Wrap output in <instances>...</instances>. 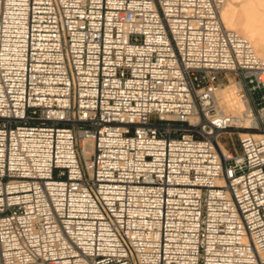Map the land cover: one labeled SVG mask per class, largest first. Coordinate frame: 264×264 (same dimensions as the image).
I'll list each match as a JSON object with an SVG mask.
<instances>
[{
  "label": "built area",
  "instance_id": "obj_1",
  "mask_svg": "<svg viewBox=\"0 0 264 264\" xmlns=\"http://www.w3.org/2000/svg\"><path fill=\"white\" fill-rule=\"evenodd\" d=\"M224 1L0 0V264H264V59Z\"/></svg>",
  "mask_w": 264,
  "mask_h": 264
},
{
  "label": "bare ground",
  "instance_id": "obj_2",
  "mask_svg": "<svg viewBox=\"0 0 264 264\" xmlns=\"http://www.w3.org/2000/svg\"><path fill=\"white\" fill-rule=\"evenodd\" d=\"M220 17L227 29L251 41L264 59V0H225ZM240 95L238 84L231 82L217 91L218 107L225 114L237 116L245 106Z\"/></svg>",
  "mask_w": 264,
  "mask_h": 264
},
{
  "label": "rangeland",
  "instance_id": "obj_3",
  "mask_svg": "<svg viewBox=\"0 0 264 264\" xmlns=\"http://www.w3.org/2000/svg\"><path fill=\"white\" fill-rule=\"evenodd\" d=\"M255 97L258 98L259 95L257 94V95H255ZM224 142H225V143L227 142V139H226V138H225ZM235 146H236V148L238 149V145H237V141H236V140H235Z\"/></svg>",
  "mask_w": 264,
  "mask_h": 264
}]
</instances>
